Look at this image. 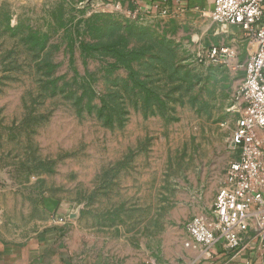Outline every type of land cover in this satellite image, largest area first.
<instances>
[{
	"label": "rangeland",
	"instance_id": "1",
	"mask_svg": "<svg viewBox=\"0 0 264 264\" xmlns=\"http://www.w3.org/2000/svg\"><path fill=\"white\" fill-rule=\"evenodd\" d=\"M211 47L227 54L200 57ZM253 51L210 14L0 0V231L30 238L64 212L95 258L179 264L193 207L213 205L237 157Z\"/></svg>",
	"mask_w": 264,
	"mask_h": 264
},
{
	"label": "built area",
	"instance_id": "2",
	"mask_svg": "<svg viewBox=\"0 0 264 264\" xmlns=\"http://www.w3.org/2000/svg\"><path fill=\"white\" fill-rule=\"evenodd\" d=\"M210 18L241 27L254 40V51L235 93L239 115L230 148L237 158L226 169L210 218L194 217L185 224L184 246L208 252L222 240L233 259L254 245L264 250V138L259 135H264V0H213ZM226 54L227 49L211 47L200 57L215 62Z\"/></svg>",
	"mask_w": 264,
	"mask_h": 264
},
{
	"label": "crops",
	"instance_id": "3",
	"mask_svg": "<svg viewBox=\"0 0 264 264\" xmlns=\"http://www.w3.org/2000/svg\"><path fill=\"white\" fill-rule=\"evenodd\" d=\"M86 1H94L98 5L122 13L141 16L151 15L173 18L185 13L196 16L201 13L210 14L213 10V0ZM259 135L264 138L263 133H259ZM223 181L224 179L221 186ZM4 206L2 193L0 192V214H2ZM211 209L212 200H208L202 204V208L198 204L192 210L196 211V215L210 218ZM63 213H55V216H53L54 222L50 221L30 238L15 239L0 231V264H114L93 257L87 250L88 242L83 241L75 234L70 226L73 222L68 221L67 216ZM59 218H64L66 222L64 224L58 223L57 219ZM184 240L187 241V236ZM184 244L178 258L179 264H264V250L257 245L232 259L222 240H219L208 252L202 247L189 249Z\"/></svg>",
	"mask_w": 264,
	"mask_h": 264
},
{
	"label": "trees",
	"instance_id": "4",
	"mask_svg": "<svg viewBox=\"0 0 264 264\" xmlns=\"http://www.w3.org/2000/svg\"><path fill=\"white\" fill-rule=\"evenodd\" d=\"M82 46H83V48H84L85 50H87V51L93 49L91 46L86 45V44H83Z\"/></svg>",
	"mask_w": 264,
	"mask_h": 264
}]
</instances>
